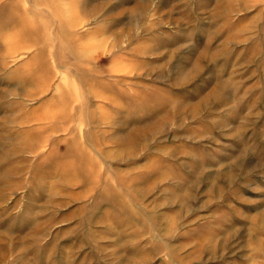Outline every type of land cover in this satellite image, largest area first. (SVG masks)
I'll list each match as a JSON object with an SVG mask.
<instances>
[{"label": "rangeland", "instance_id": "obj_1", "mask_svg": "<svg viewBox=\"0 0 264 264\" xmlns=\"http://www.w3.org/2000/svg\"><path fill=\"white\" fill-rule=\"evenodd\" d=\"M0 264H264V0H0Z\"/></svg>", "mask_w": 264, "mask_h": 264}]
</instances>
